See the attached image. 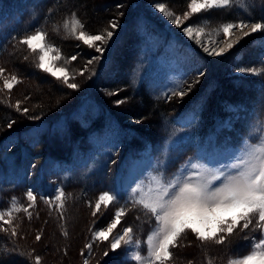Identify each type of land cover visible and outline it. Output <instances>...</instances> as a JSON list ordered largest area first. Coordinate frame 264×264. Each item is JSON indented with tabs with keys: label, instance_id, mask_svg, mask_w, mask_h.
I'll return each instance as SVG.
<instances>
[{
	"label": "rangeland",
	"instance_id": "rangeland-1",
	"mask_svg": "<svg viewBox=\"0 0 264 264\" xmlns=\"http://www.w3.org/2000/svg\"><path fill=\"white\" fill-rule=\"evenodd\" d=\"M37 1L0 0V46L21 30L22 36L19 39L33 34L36 29L43 30L47 34V42L55 47L60 48L56 42L57 39L61 46L62 43L65 45L74 42L73 53L67 52L66 47L64 50L60 48L63 58L57 62V66L66 67L69 74L75 77L71 82L80 86L82 80L87 83L88 80L95 81L99 91H105L106 95L109 93L110 98L114 96L113 99L106 100L117 111L122 105H118L116 101L129 100L126 99L125 94H121L124 93V87L118 90L109 87L119 74L122 76L126 72L129 73L127 76L130 84L134 87L144 84L146 92L152 99L167 101L179 97L172 96L174 88L178 91L182 88L186 93L183 96L184 103L196 94L198 96L192 108H189L192 103L189 101V109L181 110L187 106V104L182 106L183 103L180 109L169 112L168 117L147 127L148 131L161 132L162 137L159 139L140 141L132 144L134 146H128L129 150L125 146L132 143L130 131L114 117L108 116L98 132L90 134L88 138L86 137L87 140L81 141L80 148L70 150L67 162L48 158L36 164L39 168L33 174L36 175L37 185L45 193L44 196L54 197L58 194L57 189H61L65 197L63 208L60 210L55 207V204L60 203L59 201H52L53 207L50 208L48 203L37 198L30 210L34 216L33 220L37 222L34 227L42 228L44 238L41 244L33 243L32 247L40 250L45 259L57 260V264H74L70 262V257H73L76 264H83L85 258L88 259V264L93 261L103 264L105 258L109 259L107 264H135L134 261L126 258L123 248L113 252L109 242H95L90 255L87 249H84V245L91 242L92 231L105 229L120 207V204L110 205L107 209L102 206L101 212L93 216L95 202L101 194L110 189L117 191L123 197H128L130 188L137 187V181L143 180L134 197L138 198L150 187H155L149 175L155 170L166 168L169 172H175L190 157L226 159L227 149L238 144L243 134H248L253 140L261 134V128L264 127L260 114L262 104H264V71L256 75L247 69L264 68V63H262L264 62V31L244 37L232 49L220 56H209L203 51V47H208L210 50L215 48L217 51L224 47L225 37L223 32L219 31L223 23L239 22L238 18L241 16L250 15L255 18L258 14L254 15L249 11L251 10L250 2L247 7L234 3L233 6L236 4L237 8L213 9L193 14L181 27L177 28L171 23V19L177 15L183 18L184 12L189 11L187 5L190 0L180 11L166 0H137L139 2V12L136 13L138 20L123 23L115 21L119 25L116 29L109 26V30L114 34L101 54L74 38L66 37L60 25L65 18L70 16L50 23L46 27L40 26L38 24L40 19L36 18L39 12L36 5L41 0ZM157 2L164 3L166 9L173 13L171 19L164 17L156 10L154 5ZM262 7H264V2ZM240 8L243 12L239 11ZM205 21L207 23H204ZM249 22L255 21L250 20ZM189 25L195 26L197 30L203 27L204 31L199 37L201 42L199 45L195 42V33L192 39L184 35L183 28ZM239 35L240 32L236 31L228 39H234ZM129 37L133 40L131 39L132 42L129 41L127 44ZM118 41L119 46L116 44ZM112 47L113 50L115 49L114 55L110 53ZM86 53H88L87 57ZM126 53L131 57V68L129 71L124 68L122 71L125 61L120 60V57ZM134 53L135 56H133ZM73 55L78 59L66 63L65 60ZM93 56H101V60L88 65L87 61ZM29 57L36 63L35 54L29 51ZM240 68L246 71L242 73L239 71ZM85 69L84 74L80 75V72ZM200 72L204 75L200 76L197 82ZM96 78H98L97 81ZM121 79L122 77L118 78L116 83H121L123 81ZM0 84L2 85L0 97L3 101L11 100L9 90L3 89V81ZM189 85L194 87L191 91H188ZM15 92L17 94L18 89H15ZM115 95L118 96L115 97ZM104 96L102 94V97ZM12 104L16 106L17 103L12 102ZM137 104V109L142 110L143 105L139 102ZM97 110V104L91 99H86L81 101L73 111L65 113L51 125L41 123L29 127L22 136L11 135L2 139L0 147H3L5 152L17 146L14 149L20 154L17 160L5 153L2 155L8 172L2 174L0 171V211L11 210L13 198L19 195L25 198L26 203L21 205L17 198V207H26L30 203L26 198L27 190L22 192L21 189H14L16 185L12 184L23 183L20 179L26 170L22 168H26L28 164L22 143L26 140H34L40 131L59 130L74 118L85 122L89 115H93ZM134 110L136 109L131 107V111ZM20 112H23V109ZM193 115L195 120L188 123V118ZM122 122L135 124L137 121L123 119ZM134 165H138L143 170L132 178L128 169ZM145 176H147L146 180H144ZM5 182H11L9 187L4 185ZM13 216H15L14 225L17 227L19 236L26 238L28 235L25 231L30 222L28 214L21 210L13 212ZM128 226L134 227L136 238L141 239L142 242L145 241L149 234L147 218L131 202L127 205L126 215L121 225H118L114 233L120 234L123 227ZM65 232L67 235H64ZM248 234L249 239H243L245 234L242 233L240 236L232 237L229 245L217 246L201 245L189 233L181 241L180 246L172 249L174 255L171 264H189L190 261L191 264H208L209 260H214L215 264H228L229 259L248 254L252 250L253 239L258 241L261 237L259 231H249ZM57 243H60V246ZM74 246L76 249L74 248L75 251L72 252ZM59 247H62L67 255L61 256L58 251ZM2 249L4 251L0 241V254L3 253ZM79 249L84 250V256L81 255ZM105 251L108 252V256L104 255ZM140 251L144 255L147 254L144 244ZM51 261L48 264H52ZM0 264L16 263L4 257L0 260Z\"/></svg>",
	"mask_w": 264,
	"mask_h": 264
},
{
	"label": "snow or ice",
	"instance_id": "snow-or-ice-1",
	"mask_svg": "<svg viewBox=\"0 0 264 264\" xmlns=\"http://www.w3.org/2000/svg\"><path fill=\"white\" fill-rule=\"evenodd\" d=\"M249 2L254 6V0H190L187 5L189 11L184 12L183 18L177 15L174 19H171L173 13L166 9L164 3L157 2L154 7L164 17L170 18L171 23L179 28L193 14L213 9H231L234 3L247 7ZM250 20H254V17L249 15L239 17V22L223 23L219 31H222L225 37L224 47L219 51L215 48L210 50L208 47H203V51L209 56H220L232 49L244 37L264 31V17H261L258 22H249ZM118 26L115 21L110 23L112 29ZM60 27L63 28L66 37L74 38L101 54L114 34L111 30H105L100 34H89L76 13L65 18ZM203 31V27L197 30L192 25L183 28L184 35L189 39H192L195 33V42L198 45L201 43L199 37ZM236 31H239L240 35L235 36L234 39H228ZM19 43L36 55L35 67L38 70L61 81L69 89L79 88L77 83L71 82L75 77L69 74V70L66 67L57 66V62L63 58L61 49L47 42V34L43 30L36 29L33 34L23 36L19 39ZM24 59L27 60L28 57L25 56ZM76 60L77 57L73 55L65 62ZM100 60L101 56H93L87 64L92 65L94 61L99 62ZM84 71L86 69L82 70L80 75H83ZM133 71L135 72V69ZM239 71L243 73L246 69L240 68ZM247 71L259 75L264 68L247 69ZM203 75V72L198 73L197 82ZM0 79L3 80V89L9 91L19 83L17 75L6 76L5 69L2 67H0ZM191 88L192 85H189L188 91H191ZM185 94L182 88L179 91L176 88L172 90V96H179L181 99ZM124 102L126 101H116L118 105ZM16 110L21 111L19 101H17ZM28 112V108L23 109V113ZM260 114L261 122L264 123V104H262ZM30 119H39V117H30ZM194 120L193 115L188 118L187 122L191 123ZM12 123L8 124L9 128L12 127ZM194 159L195 162H193ZM149 175L155 187H150L138 198L134 197L143 180L137 181V187L130 188L128 197H123L111 189L99 196L92 211L93 216L101 212L102 206L107 209L110 205L120 204V207L105 229L92 231L91 242L84 245L89 255L95 242H109L113 252L123 248L126 258L134 261L135 264H171L174 255L172 249L180 246L181 241L189 233L201 245L227 246L231 243L232 237L244 233L243 239H249V231H259L261 237L258 241L253 239L252 250L248 254L229 259L228 264H264V127L261 128V134L256 136L255 140L251 139L248 134H243L238 144L227 149L226 159L190 157L175 172L161 168ZM146 179L147 176L144 177V180ZM57 192L58 194L54 197L40 196V199L48 203L50 208L53 207L52 201H59L60 203L55 204V207L60 210L63 208L65 193L61 189H57ZM26 198L30 202L26 207H17V198L14 197L12 209L0 211V232L8 234L10 239L19 235L14 225L13 212L22 210L31 217L29 209L35 205L38 195L34 189H30L26 193ZM129 202L134 207H138L147 218L149 234L143 242L135 237L133 226L123 227L120 234L114 233L126 215ZM64 235L67 233L65 232ZM35 239L40 241L41 236L37 234ZM142 244L146 246V255L140 251ZM15 251V247L5 248L0 254V260ZM81 255H85L83 249ZM104 255L108 256V252L105 251ZM35 264H41L39 256L35 257ZM83 264H88V259L85 258ZM209 264H212L211 260Z\"/></svg>",
	"mask_w": 264,
	"mask_h": 264
},
{
	"label": "trees",
	"instance_id": "trees-1",
	"mask_svg": "<svg viewBox=\"0 0 264 264\" xmlns=\"http://www.w3.org/2000/svg\"><path fill=\"white\" fill-rule=\"evenodd\" d=\"M39 1V0H38ZM37 1V2H38ZM139 1V0H138ZM137 0H41L36 5V9H39L37 13L38 24L42 27H46L50 23H54L62 18L70 16L72 13H76L78 18L84 23L85 30L93 33H104L105 30H109L110 23L117 21L120 23L126 21H137L139 12V2ZM167 2L173 4L178 8V10H183L189 0H166ZM264 0H254V6L251 5V10L255 17V22H258L261 17H264V7H262ZM25 4V3H23ZM122 5V7H118ZM237 8L232 6L231 9ZM239 11L243 10L240 8ZM239 17V16H238ZM21 34V35H20ZM22 36V30L18 32L17 35L11 36L3 45L0 46V67L5 69V75L11 76L13 74L17 75L19 83L15 84L10 92L11 100L3 101L0 97V143L3 138L10 137L11 135L22 136L24 131L29 127L38 124H53L58 118L62 117L65 113L73 111L81 101L86 99H91L97 104V112L93 115H89L87 121H80L78 119H72L67 124L63 125L59 130L40 131L34 140H26L22 143V148L25 150V159L28 164L26 165L25 173L20 179L23 181L22 184L12 183L15 186L14 189L24 190L34 189L38 195L44 196V192L41 190L40 186L37 185V178L33 172H36L39 168L36 164L40 163L42 160L52 158L59 161H66L69 159L70 150L74 148H80L83 140L88 138V136L94 132H98L103 124L108 119V116L114 117L118 120L124 128L128 129L131 133L132 143H128V146H134L132 144H137L140 141H145L147 139H159L161 138V132L148 131L150 125L156 124L163 118L168 117L169 112H174L181 108L185 99L179 97L171 98L167 101L155 100L146 92L144 84L141 86L134 87L130 84L129 78L126 72L125 74H119L118 78L123 80L121 83L118 82V78L113 80L111 87L114 90L125 88L124 93L126 99L125 103H121V108L118 111L115 107H112L106 99H113L114 96L109 97V93L106 95L105 91H99L95 84V81L88 80V83L84 80L80 81L78 89H69L66 85L57 81L50 75L41 72L35 67V62L29 57V51L20 43H17L19 37ZM15 37V39H13ZM133 38L129 37V41L132 42ZM55 40V39H54ZM59 40V39H57ZM62 50L73 53L74 42L63 44L61 46L60 41H57ZM62 42V41H61ZM64 42V41H63ZM66 42V41H65ZM122 42V41H121ZM69 44V45H68ZM118 46L120 42L116 43ZM115 44V46H116ZM132 51V50H131ZM115 49H111V54L114 55ZM113 55L111 57H113ZM27 56L28 59L25 60L24 57ZM88 53H86V57ZM135 56V53L133 54ZM132 56V59H133ZM78 59V57H77ZM125 61V65L122 69L126 68L128 71L131 68V57L122 55L120 60ZM130 59V63L129 62ZM129 74V73H128ZM98 78H96L97 81ZM214 80V78H212ZM120 80V79H119ZM3 80L0 79V82ZM2 85L0 84V90ZM192 88H194L192 86ZM15 89H18L16 94ZM0 91V96H1ZM117 92V91H116ZM102 94L104 97H102ZM118 95H115V97ZM197 94L187 100L182 106L187 104L181 110H188L194 106V101L197 99ZM15 100V101H12ZM20 102V108H28V113H23L16 110V106L12 102ZM189 101L191 107L189 106ZM31 102V103H30ZM143 105V109L139 110L138 104ZM131 107L136 110L131 111ZM187 108V109H186ZM107 112V113H106ZM110 114V115H105ZM30 117H39V119H30ZM130 121L132 119L136 120L135 124H126L122 122L123 119ZM14 121V123H12ZM12 123V127L9 128L8 124ZM148 127V128H147ZM156 130V129H155ZM87 140V139H86ZM20 144V142H19ZM1 146V145H0ZM138 146V145H135ZM17 147V146H15ZM10 148L4 151L3 147H0V171L2 174L8 172V168L3 163L2 155L5 153L9 157L13 156L15 160L18 159L20 153L15 151L16 149ZM130 150V149H129ZM133 150V149H132ZM12 154V155H11ZM18 162V161H17ZM67 162V161H66ZM37 166V167H36ZM36 167V168H35ZM33 174V175H32ZM29 179V180H28ZM31 180V181H30ZM11 182H5L4 185L8 186ZM20 194V193H18ZM18 203L23 205L25 198L18 196ZM30 212H32L29 209ZM25 213V212H24ZM21 214V213H18ZM26 214V213H25ZM33 214V213H32ZM16 215V214H14ZM15 217V216H14ZM31 215L30 222H28V228L25 231L26 238H21L19 235L16 238H9L8 234L0 232V241L2 243V248L12 249L16 248V251L11 255L5 256L6 259H11L12 262L15 261L16 264H35V257L39 256L41 258V264L50 263L51 259H45L40 252V250L34 249L33 243L39 245L43 241V230L34 227L37 222L33 220ZM38 220V219H37ZM40 223V222H39ZM35 224V225H34ZM30 227V229H29ZM35 231V232H34ZM25 233L23 235H25ZM40 233L41 240L36 241L34 237ZM58 244V243H57ZM60 246V243L58 244ZM75 246L72 248V252L75 251ZM81 250V249H79ZM3 251V249H2ZM59 254L65 256V250L62 247L58 248ZM37 252V253H35ZM23 253V255H20ZM50 258V257H49ZM55 258V257H54ZM72 263L76 264L73 257H70ZM109 259L105 258L103 264H107ZM52 264H57V260H52ZM69 262V261H68ZM94 263H98L93 261ZM91 262L90 264H92ZM216 262L212 260V264ZM209 264V263H208Z\"/></svg>",
	"mask_w": 264,
	"mask_h": 264
},
{
	"label": "bare ground",
	"instance_id": "bare-ground-1",
	"mask_svg": "<svg viewBox=\"0 0 264 264\" xmlns=\"http://www.w3.org/2000/svg\"><path fill=\"white\" fill-rule=\"evenodd\" d=\"M137 163H140V161H137ZM143 168H139L138 165H134L133 167L128 169V173H130V176L134 178L137 173L141 172Z\"/></svg>",
	"mask_w": 264,
	"mask_h": 264
}]
</instances>
